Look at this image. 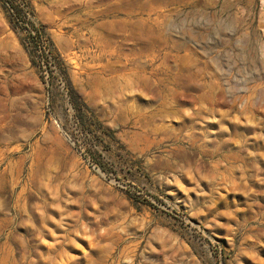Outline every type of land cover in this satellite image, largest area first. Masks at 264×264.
Segmentation results:
<instances>
[{
	"label": "rangeland",
	"instance_id": "1",
	"mask_svg": "<svg viewBox=\"0 0 264 264\" xmlns=\"http://www.w3.org/2000/svg\"><path fill=\"white\" fill-rule=\"evenodd\" d=\"M0 264H264V0H0Z\"/></svg>",
	"mask_w": 264,
	"mask_h": 264
}]
</instances>
